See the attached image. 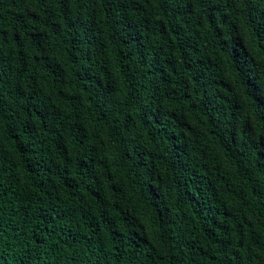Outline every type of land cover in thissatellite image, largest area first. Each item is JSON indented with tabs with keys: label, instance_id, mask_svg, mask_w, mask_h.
<instances>
[{
	"label": "trees",
	"instance_id": "obj_1",
	"mask_svg": "<svg viewBox=\"0 0 264 264\" xmlns=\"http://www.w3.org/2000/svg\"><path fill=\"white\" fill-rule=\"evenodd\" d=\"M0 264H264V0H0Z\"/></svg>",
	"mask_w": 264,
	"mask_h": 264
}]
</instances>
